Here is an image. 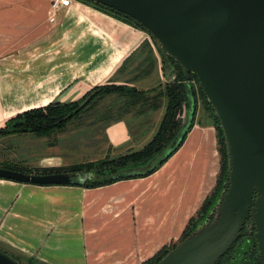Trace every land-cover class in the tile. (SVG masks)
I'll use <instances>...</instances> for the list:
<instances>
[{
	"label": "crops",
	"instance_id": "obj_1",
	"mask_svg": "<svg viewBox=\"0 0 264 264\" xmlns=\"http://www.w3.org/2000/svg\"><path fill=\"white\" fill-rule=\"evenodd\" d=\"M50 2L0 0V127L20 112L79 100L110 82L129 57L143 55L145 41L154 65L139 82H167L147 32L80 0L50 22ZM114 54L104 79L93 82ZM128 128L120 121L107 129L115 150L127 148ZM218 162L216 130L196 118L182 146L146 177L91 188L0 178V242L44 264H142L180 239L216 184Z\"/></svg>",
	"mask_w": 264,
	"mask_h": 264
},
{
	"label": "water",
	"instance_id": "obj_2",
	"mask_svg": "<svg viewBox=\"0 0 264 264\" xmlns=\"http://www.w3.org/2000/svg\"><path fill=\"white\" fill-rule=\"evenodd\" d=\"M92 1L140 22L188 78L196 73L224 132L229 178L213 217L156 264H216L250 218L264 264V0ZM0 178L36 185L87 180L81 172L34 174L5 167ZM0 264L22 263L0 248Z\"/></svg>",
	"mask_w": 264,
	"mask_h": 264
},
{
	"label": "trees",
	"instance_id": "obj_3",
	"mask_svg": "<svg viewBox=\"0 0 264 264\" xmlns=\"http://www.w3.org/2000/svg\"><path fill=\"white\" fill-rule=\"evenodd\" d=\"M92 4L98 10L107 13L125 23L146 31L155 44L162 57L163 68H165L167 56L176 69L174 79L167 82L164 86H159L149 90L130 87L124 84L108 83L101 84L89 90L81 99L71 102L54 101L45 106H40L25 110L9 118L5 125L0 127V136L35 133L38 135L51 136L64 131L74 120L87 113L99 101L108 95L117 94L119 97H126V103L135 105H151L154 109H160L161 99L166 101V110L160 126L154 137L140 150L119 156L116 159L106 157L96 161L86 163H75L68 166H53L32 169H24L23 172L34 174H56L67 172H83L89 178L83 183L86 187H99L114 183L121 179L146 177L159 169L184 143L189 131L192 129L196 120L197 94L192 82L199 83V89L207 108L213 114L217 126L219 138V153L221 158L220 172L217 181L210 194L203 201L201 207L189 220L180 239L174 243L162 247L151 258L142 264L158 263L170 250L175 248L179 242L195 232L201 225L208 222L213 217V212L224 191L229 178L228 173V154L224 132L220 125V120L215 113V109L209 102L196 73H191L188 78L183 67L161 47L156 37L149 32L140 22L134 18L115 10L114 8L93 2L92 0H82ZM142 48L147 49L148 55H152V47L149 41L142 44ZM127 61V60H126ZM149 62L152 69L154 60L150 56L143 59L142 64ZM146 65V66H148ZM149 72V71H148ZM88 101L82 105L87 99ZM185 109L191 110L187 123L182 121ZM105 118L111 119L110 115ZM112 120H121L114 116ZM187 128L186 133L181 137L182 131ZM3 167H6L5 165ZM9 168V167H7ZM250 224V225H249ZM256 227L252 218L246 221L239 239L233 244L216 264H260L258 261L259 247L256 238ZM3 250V249H2ZM4 251V250H3ZM6 252V251H5ZM24 264V263H22ZM26 264H35L31 258Z\"/></svg>",
	"mask_w": 264,
	"mask_h": 264
},
{
	"label": "rangeland",
	"instance_id": "obj_4",
	"mask_svg": "<svg viewBox=\"0 0 264 264\" xmlns=\"http://www.w3.org/2000/svg\"><path fill=\"white\" fill-rule=\"evenodd\" d=\"M80 1L83 2L82 0ZM85 4L92 6V4ZM61 15L62 14L59 13V19ZM156 47L157 49L159 48L157 44ZM146 56L152 57V55H148L147 49L144 48L142 56H138L137 59L135 57L134 60L133 56L129 57L124 64L125 66L123 65L124 68L122 66L120 69L121 71L117 72L114 79L105 84L116 83L137 88L147 85L159 87L164 86L167 82L174 79V74H176L175 66L168 61L167 56L165 57L162 55L166 60L165 68H162V72L167 82L158 85L160 79H153L152 82L147 83V85L145 83L141 84L139 79L151 69L149 68L150 61H146V63L142 64ZM152 58L154 60V57ZM117 59L118 56L114 54L110 59V63L105 66L100 65L97 67V73L92 79L93 82L102 81ZM192 85L196 90L198 99L196 111L197 121H200L202 124L208 123L216 130L219 160L218 167H221L216 122L213 118V114L207 108L201 96L199 83L194 80ZM126 100V97H119L117 94L108 95L91 109H88L87 113L83 114L77 120L72 121L64 131L51 136L38 135L30 132L0 136V167L5 165V168L9 167V169L22 171L24 169L35 170L36 168L43 167L68 166L75 163L96 161L106 157L116 159L119 156L140 150L149 143L156 134L165 114L166 101L161 99L162 105L160 109H154L148 104L143 106L140 104L132 106L126 103ZM190 113L191 110H184L182 115L184 124L187 123ZM110 114L112 116L110 117L111 119L105 118L104 115L108 116ZM114 116L117 118L120 117L121 120H112ZM120 121H124V123L126 122L128 124L130 140L128 139L129 141L126 149L122 148L123 146H119L118 150H115L109 142L107 129L112 124ZM0 248L21 263L26 264L32 258L35 264H44L36 257L26 256L2 242H0Z\"/></svg>",
	"mask_w": 264,
	"mask_h": 264
},
{
	"label": "built area",
	"instance_id": "obj_5",
	"mask_svg": "<svg viewBox=\"0 0 264 264\" xmlns=\"http://www.w3.org/2000/svg\"><path fill=\"white\" fill-rule=\"evenodd\" d=\"M72 4V0H51L49 10H48V16L50 22H54L56 20L57 12L62 7H69Z\"/></svg>",
	"mask_w": 264,
	"mask_h": 264
},
{
	"label": "flooded vegetation",
	"instance_id": "obj_6",
	"mask_svg": "<svg viewBox=\"0 0 264 264\" xmlns=\"http://www.w3.org/2000/svg\"><path fill=\"white\" fill-rule=\"evenodd\" d=\"M250 225V224H249Z\"/></svg>",
	"mask_w": 264,
	"mask_h": 264
}]
</instances>
